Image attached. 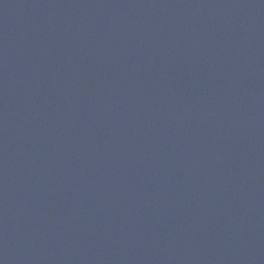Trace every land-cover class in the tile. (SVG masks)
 I'll use <instances>...</instances> for the list:
<instances>
[{"label":"water","instance_id":"95a60500","mask_svg":"<svg viewBox=\"0 0 264 264\" xmlns=\"http://www.w3.org/2000/svg\"><path fill=\"white\" fill-rule=\"evenodd\" d=\"M0 264H264V0H0Z\"/></svg>","mask_w":264,"mask_h":264}]
</instances>
